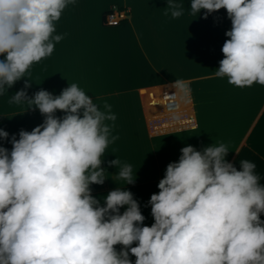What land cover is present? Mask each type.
Here are the masks:
<instances>
[{"label": "clouds", "instance_id": "obj_1", "mask_svg": "<svg viewBox=\"0 0 264 264\" xmlns=\"http://www.w3.org/2000/svg\"><path fill=\"white\" fill-rule=\"evenodd\" d=\"M74 2L0 0V93L52 54L62 39L55 22ZM166 8L172 18L186 10L176 0ZM220 9L231 29L216 77L238 88L264 86V0H190L187 8ZM172 87L186 90L180 80ZM11 98L30 103L44 120L18 139L0 129V140L11 144L10 151L0 147V264H133L129 253L134 264H264V183L254 162L242 160L237 170L223 144L181 148L150 196L154 222L147 226L124 187L103 196V206L91 194L90 185L105 181V122L116 119L110 110L101 111L77 84L58 96L41 90L28 100L24 91ZM110 163L117 168V159ZM116 176L125 185L136 179L126 163Z\"/></svg>", "mask_w": 264, "mask_h": 264}, {"label": "crops", "instance_id": "obj_2", "mask_svg": "<svg viewBox=\"0 0 264 264\" xmlns=\"http://www.w3.org/2000/svg\"><path fill=\"white\" fill-rule=\"evenodd\" d=\"M176 2L186 8L178 18L171 17L167 0H75L55 22L54 35L62 39L52 54L0 93V129L9 133V140L44 120L30 103L12 100L18 91L28 100L41 90L58 96L77 84L101 111L110 110L116 119L105 122L111 129L101 157L105 181L90 185L91 194L103 206V196L124 187L138 201L147 226L154 222L150 196L185 146L202 151L223 144L229 163L240 170V161L254 162L264 183V86L238 88L226 77H216L225 33L231 29L225 9L198 14L187 10L190 0ZM112 7L127 9L128 21L104 26L102 17ZM174 80L182 81L187 91L179 92V109L163 111L156 105L164 90L174 89ZM55 115L62 118L64 113L57 110ZM0 147L11 150L8 140H0ZM115 159L117 168L110 163ZM125 163L131 165L133 179L136 174L127 185L116 176ZM129 259L134 264L130 253Z\"/></svg>", "mask_w": 264, "mask_h": 264}, {"label": "built area", "instance_id": "obj_3", "mask_svg": "<svg viewBox=\"0 0 264 264\" xmlns=\"http://www.w3.org/2000/svg\"><path fill=\"white\" fill-rule=\"evenodd\" d=\"M129 11L125 8L112 7L102 17V24L106 27H117L121 23L128 21ZM187 91V88L186 90ZM184 91V92H185ZM183 92L175 89H166L161 93L160 103L156 106L163 111H175L180 107L179 96Z\"/></svg>", "mask_w": 264, "mask_h": 264}]
</instances>
